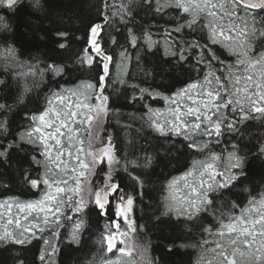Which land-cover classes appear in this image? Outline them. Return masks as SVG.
I'll return each instance as SVG.
<instances>
[{
	"label": "snow or ice",
	"instance_id": "obj_1",
	"mask_svg": "<svg viewBox=\"0 0 264 264\" xmlns=\"http://www.w3.org/2000/svg\"><path fill=\"white\" fill-rule=\"evenodd\" d=\"M102 4L100 22L89 26L70 68L23 60L11 42L19 12L39 21L46 0H0V168H14L35 197L0 198V245L38 244L40 264H57L60 243L81 246L94 214L103 224L94 241L100 259L90 264H136L134 251L142 264H156L148 246L136 242L142 226L135 210L145 195L143 177L161 169L155 220L199 234L179 245L198 250L195 264H264V179L257 186L247 170L250 157L264 159V136L244 143L251 122L264 126V0ZM141 13L151 15L149 27L141 17L134 29ZM117 25L124 26V43L109 37L120 48L113 54L103 41L105 29ZM36 31L45 41L38 25ZM56 36L65 49L68 33ZM133 55L137 66L156 57L140 83L123 71ZM85 69L94 76L71 79ZM114 98L135 109L124 127L143 143L128 141L131 152L106 132L109 114L119 111Z\"/></svg>",
	"mask_w": 264,
	"mask_h": 264
},
{
	"label": "trees",
	"instance_id": "obj_2",
	"mask_svg": "<svg viewBox=\"0 0 264 264\" xmlns=\"http://www.w3.org/2000/svg\"><path fill=\"white\" fill-rule=\"evenodd\" d=\"M108 2L109 4L119 5L121 0H108ZM102 7V0H46L47 14L39 21L29 10L22 9L14 19L15 31L11 42L15 43L16 47L25 53L22 57L23 60L35 62L33 60L34 57L44 60H55L57 62H64L71 68L73 60L84 46V38L89 26L92 23L100 22ZM115 10V7L105 9V11ZM141 17H143L144 26L146 28L149 27L148 21L151 20V15L144 17L143 13H141V16L136 18L135 25H131L134 29L141 24ZM37 25L40 34L46 36L45 41H40L36 31ZM57 31L68 33L69 38L65 41V49H59L55 43L59 39L56 36ZM124 35L125 30L123 25L106 28L103 43L107 50L113 54L118 53L120 48L109 44L108 39L109 37H113L118 43L123 44ZM130 52L135 53V50L130 49ZM148 60L150 63L141 61L139 66H137L135 55H133L130 61L122 65L123 71L127 74L125 78L130 83H140L144 79V71L152 72L155 68L156 57H149ZM116 63H120V61L117 59ZM111 70L114 76L117 69L112 67ZM176 75H179V73ZM92 76H94V73L85 69L81 72H76L71 79L75 80L76 77H79L81 80H88ZM68 79L70 77L66 76L65 80ZM149 83H153V81H149ZM154 83L159 84V78ZM38 92L39 90L33 95H37ZM0 95L3 94L0 93ZM113 103L114 108L119 111L109 114L106 121V132L113 136L114 142L118 147H123L131 152L132 148L128 141L135 139L137 148L143 143L141 138L136 136L132 129L124 127L127 123L126 117L135 111V109L125 106L123 100L114 98ZM29 108L34 109L35 104H30ZM136 108H139V105H136ZM17 119L19 120V118ZM244 136V143L251 142V144H255L258 142L255 138L264 136V126H261L260 121H253ZM155 143V141H152L153 147ZM247 170L250 180L259 186L262 179H264V159H252L250 157L247 163ZM0 172L5 174L3 180H0V198L8 195H20L21 199L35 198L14 168H0ZM160 172L161 169H157L155 174L143 177L145 180V195L142 198H137L135 210L137 223L142 226L137 233L136 242L140 245L148 246V255L155 259L156 264H195L198 250L191 247L181 248L179 245L195 243L199 240V234L194 233L193 235H189L180 231L171 223L157 224L155 220V217L161 211L158 189L163 177L160 175ZM172 174L176 175L178 172L173 171ZM125 179L127 178L125 177ZM5 183L9 185L8 190H5L3 187ZM128 183L131 182L129 181ZM247 187L251 188L252 184H247ZM237 191L242 192V189H237ZM242 195L246 196L247 193L242 192ZM90 223L92 225L91 231L84 234L81 246L70 244L66 239L63 243H60L57 264H90L93 258L97 261L100 259V253H98L97 245L94 241L99 227L103 224V220L97 223L93 214L90 218ZM170 246L172 247L171 251L168 250ZM38 249V244L24 248L20 246L5 247L0 245V264H20V261H23V264H40L37 259L39 255ZM117 255L119 254L108 253L105 258L111 257L112 259H116ZM130 259L134 260L136 264H142L138 251H134Z\"/></svg>",
	"mask_w": 264,
	"mask_h": 264
},
{
	"label": "rangeland",
	"instance_id": "obj_3",
	"mask_svg": "<svg viewBox=\"0 0 264 264\" xmlns=\"http://www.w3.org/2000/svg\"><path fill=\"white\" fill-rule=\"evenodd\" d=\"M123 259V258H122Z\"/></svg>",
	"mask_w": 264,
	"mask_h": 264
}]
</instances>
